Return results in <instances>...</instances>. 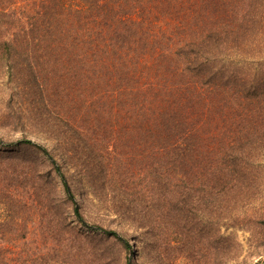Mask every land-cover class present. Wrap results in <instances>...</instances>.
<instances>
[{"label":"trees","instance_id":"16d2710c","mask_svg":"<svg viewBox=\"0 0 264 264\" xmlns=\"http://www.w3.org/2000/svg\"><path fill=\"white\" fill-rule=\"evenodd\" d=\"M262 163L264 0H0V264L223 257Z\"/></svg>","mask_w":264,"mask_h":264},{"label":"rangeland","instance_id":"374dc122","mask_svg":"<svg viewBox=\"0 0 264 264\" xmlns=\"http://www.w3.org/2000/svg\"><path fill=\"white\" fill-rule=\"evenodd\" d=\"M262 165L263 170H260L258 182L259 192L249 196L243 207L235 210L236 214L246 216L243 220L246 223L241 227L226 229V234L238 242H231L232 248L226 250L223 257L218 256V246L216 247L215 242H199L191 249L183 251L182 242H175L173 239L176 235L171 232V228L166 234V242H159L161 231L154 228L148 239H143L147 242L135 240L131 231L127 230L123 235L130 248H126L124 243H116L109 253L104 255V259H109L112 264H127L128 261L130 264H264V163ZM3 213L0 210V218ZM33 220L29 222L26 238L20 239V242H42L37 221ZM254 220L257 222H253ZM75 224L80 226L79 222ZM235 249L237 258L234 259L231 254Z\"/></svg>","mask_w":264,"mask_h":264},{"label":"water","instance_id":"95a60500","mask_svg":"<svg viewBox=\"0 0 264 264\" xmlns=\"http://www.w3.org/2000/svg\"><path fill=\"white\" fill-rule=\"evenodd\" d=\"M85 226L89 227L90 225H88V224H85ZM92 228H94V227H92Z\"/></svg>","mask_w":264,"mask_h":264}]
</instances>
